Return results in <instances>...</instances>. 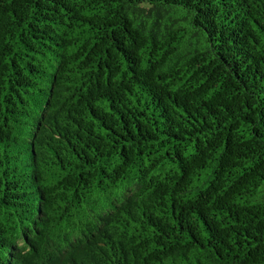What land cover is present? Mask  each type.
<instances>
[{
	"label": "trees",
	"instance_id": "obj_1",
	"mask_svg": "<svg viewBox=\"0 0 264 264\" xmlns=\"http://www.w3.org/2000/svg\"><path fill=\"white\" fill-rule=\"evenodd\" d=\"M0 264H264V0H0Z\"/></svg>",
	"mask_w": 264,
	"mask_h": 264
}]
</instances>
